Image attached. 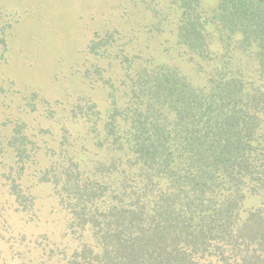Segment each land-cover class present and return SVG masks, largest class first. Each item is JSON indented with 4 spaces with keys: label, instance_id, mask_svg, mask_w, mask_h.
I'll use <instances>...</instances> for the list:
<instances>
[{
    "label": "trees",
    "instance_id": "1",
    "mask_svg": "<svg viewBox=\"0 0 264 264\" xmlns=\"http://www.w3.org/2000/svg\"><path fill=\"white\" fill-rule=\"evenodd\" d=\"M145 7L168 58L134 50L137 40L121 41L115 27L97 31L87 50L116 74L94 62L83 77L91 90L106 88L105 108L88 92L68 107L38 91L24 97L31 111L41 98V115L61 125L44 145L25 122L8 139L20 174L40 151L49 159L36 178L53 186L73 248L49 256L60 264H264V0Z\"/></svg>",
    "mask_w": 264,
    "mask_h": 264
},
{
    "label": "rangeland",
    "instance_id": "2",
    "mask_svg": "<svg viewBox=\"0 0 264 264\" xmlns=\"http://www.w3.org/2000/svg\"><path fill=\"white\" fill-rule=\"evenodd\" d=\"M143 1L150 0H0V264H60L49 256L52 251L57 246L65 253L73 250L53 186L36 178L38 168L49 163L47 155L40 151L20 174L8 139L17 122H25L28 132L38 134L36 143L43 145L60 130L61 125L41 115L46 106L42 97L68 107L88 92L105 108L106 88L101 83L91 90L83 77L94 62L105 65L107 74H116L107 60L87 50L97 31L115 27L121 41L137 40L134 50L149 49L159 60L168 58L163 36L151 33L152 16ZM177 62L188 67L181 59ZM33 91L41 95L36 111L24 99ZM67 125L75 134L84 133L82 125ZM8 174L17 177L15 188Z\"/></svg>",
    "mask_w": 264,
    "mask_h": 264
}]
</instances>
